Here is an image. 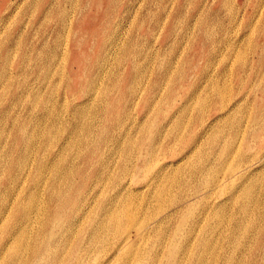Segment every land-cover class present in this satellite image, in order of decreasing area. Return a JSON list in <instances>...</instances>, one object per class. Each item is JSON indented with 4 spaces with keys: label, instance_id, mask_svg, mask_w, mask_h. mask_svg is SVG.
Masks as SVG:
<instances>
[{
    "label": "rangeland",
    "instance_id": "374dc122",
    "mask_svg": "<svg viewBox=\"0 0 264 264\" xmlns=\"http://www.w3.org/2000/svg\"><path fill=\"white\" fill-rule=\"evenodd\" d=\"M263 87L264 0H0L4 260L27 264L33 249L49 246L48 236L59 234L65 246L58 255L71 259L86 252L89 236H102V242L110 235L112 243L122 230L129 237L124 247L94 246L85 253L88 264H168L171 253L182 258L177 264H190L189 255L171 249L169 238L178 241L197 220L191 240L197 245L214 239L217 247L205 253L208 263L193 264H264V138L254 140L250 131L264 127ZM234 102L238 106L229 109ZM214 115L220 116L199 138L201 150L185 153L184 141L198 121L207 125ZM161 127L169 131L166 137L144 138ZM20 133L34 139L20 144ZM245 155L252 161L251 193L259 196L241 216L235 210L250 198L238 178ZM163 163L165 169L145 187ZM193 166L197 170L189 175ZM170 175L176 183L166 180ZM162 182L169 188L166 208L193 191L198 197L164 229L149 232L141 226L157 218L151 195ZM208 186L216 190L207 194ZM230 191L238 198L222 205L223 216L201 218L206 202L215 209ZM117 194L122 196L112 200ZM114 210L105 231H90L105 214L114 217ZM19 214L25 221H16ZM219 218V231L201 229ZM234 219L248 225L246 231L230 234Z\"/></svg>",
    "mask_w": 264,
    "mask_h": 264
},
{
    "label": "bare ground",
    "instance_id": "6f19581e",
    "mask_svg": "<svg viewBox=\"0 0 264 264\" xmlns=\"http://www.w3.org/2000/svg\"><path fill=\"white\" fill-rule=\"evenodd\" d=\"M10 3V2H9ZM8 4V3H7ZM6 4V5H7ZM3 17V16H2ZM1 17V18H2ZM219 90V89H218ZM214 91V92H219V91ZM262 90L264 91V87L263 88H261L260 89V92H262ZM221 92V91H220ZM219 92V93H220ZM223 93V92H222ZM222 93H220L221 95H222ZM219 94V95H220ZM224 94V93H223ZM218 95V94H217ZM223 97H224V95H222ZM223 97H221V98H223ZM191 98V97H190ZM225 99V98H224ZM243 100V99H242ZM189 101H188V99L187 100H185L184 101V104L182 103V105H181V107H178V109L175 111V112H177V111H179L182 107H184L187 103H188ZM239 102V101H238ZM238 102H234V104L232 105V106H230V107H228L229 109H231L232 107H233V109H234V106H238ZM264 100L262 101V105L264 106ZM223 105H221L220 104V107H222ZM226 107V106H225ZM239 107H240V105H239ZM200 108H202V107H200ZM250 108V107H249ZM220 109V108H219ZM218 109V110H219ZM237 110H238V108H237ZM233 111V110H232ZM202 112V111H201ZM200 112V113H201ZM237 112V111H236ZM182 113V112H181ZM228 113H231V111H229ZM234 113V112H233ZM184 114V113H183ZM215 115H217V114H215ZM213 116V117H211L210 118V120L208 121L209 123L207 124V125H205V123H203L201 120H199L198 121V124H199V127H194L193 128V134L192 135H190V136H188L187 138H186V140L184 141V144H183V148L186 150V152L185 153H187V152H193L194 153V151H195V155H196V151L198 150V149H200V145H201V139H199L201 136H202V134L203 133H205L206 132V130L208 129V127H209V125L211 124V123H213L212 121H214L215 119H217L219 116ZM234 115V114H233ZM174 117V115H172V118ZM172 118H168V119H166V121H165V123L167 122L168 124L169 123H171V121L173 120ZM180 118V117H179ZM178 119V118H177ZM214 119V120H213ZM175 120V119H174ZM247 120V119H246ZM241 122V121H240ZM164 123V124H165ZM245 123V122H244ZM244 123H243V126H245L244 125ZM247 123V122H246ZM238 124H239V122H238ZM183 125V124H182ZM185 125V124H184ZM213 125V124H212ZM234 125V124H233ZM240 125V124H239ZM242 125V124H241ZM184 128L186 127V126H183ZM218 128L220 127V126H217ZM216 128V127H215ZM218 128H216V129H218ZM257 128V129H256ZM256 128H252L250 131L252 132V134H251V138H253L254 140H259L260 138H264V127H262V126H258V127H256ZM183 128H181V130H182ZM214 129V128H213ZM225 129H227V128H225ZM181 130H180V133H181ZM233 130V129H232ZM166 131H168V130H164V128H160V131H159V129H158V131L157 132H155V131H153V130H151V132H150V134H146L145 136H144V138L146 139V140H149L150 142H155V135H156V133H157V135H161L162 134V136L164 135V133ZM210 131H212V129L210 130ZM214 131H215V129H214ZM216 131H218V130H216ZM216 131H215V134H216ZM169 132V131H168ZM213 132V131H212ZM211 132V133H212ZM227 132V131H226ZM211 133H209L208 132V134H206V135H209L208 136V138L210 139V134ZM243 133H244V131H243ZM242 133V134H243ZM213 134H214V132H213ZM214 134V135H215ZM241 134V135H242ZM212 135V134H211ZM211 136L212 138H214L215 136ZM33 137H34V135H32ZM28 137V135L27 134H23V133H20V134H18V143H20V144H28V143H30L34 138L33 137ZM167 136V134L166 135H164V137H166ZM179 136V135H178ZM233 136H234V134H233ZM236 136V135H235ZM234 136V137H235ZM159 137V136H158ZM163 137H161V139H162ZM176 138V137H175ZM178 138V137H177ZM205 138V137H204ZM224 138V137H223ZM160 139V140H161ZM207 139V138H206ZM237 139V138H236ZM235 139V140H236ZM177 140V139H176ZM221 140H224V139H222L221 138ZM231 140V139H230ZM207 141V140H206ZM209 141V140H208ZM210 141H213V139H210ZM201 142V143H200ZM204 142V141H203ZM222 142V141H221ZM237 142V141H236ZM240 142V141H239ZM177 143V142H176ZM208 143V142H207ZM211 143V142H210ZM218 143H219V141H218ZM217 143V144H218ZM231 143H233L232 142V140H231ZM156 144V143H155ZM172 144H173V142H172ZM209 144V143H208ZM221 144V143H220ZM171 145V144H170ZM155 146V145H154ZM234 146V145H233ZM240 146V145H239ZM152 147V146H151ZM170 147V146H169ZM172 147V146H171ZM210 147V146H209ZM208 147V148H209ZM219 147H221V146H219ZM230 147V148H229ZM228 148H229V150H231L232 151V147L231 146H229ZM27 148H29V147H27ZM236 148V147H235ZM239 148V147H238ZM237 148V149H238ZM155 149V148H154ZM170 149V148H169ZM203 149V148H202ZM220 149V148H219ZM218 149V150H219ZM201 150V149H200ZM152 151V150H151ZM151 151L149 152L150 154H151ZM169 151V150H168ZM230 151V152H231ZM237 151V150H236ZM235 151V152H236ZM199 152V151H198ZM203 152V151H202ZM239 152V151H238ZM153 153V152H152ZM155 153V152H154ZM204 153V152H203ZM264 153V152H263ZM239 154H240V152H239ZM192 155V154H191ZM190 155V156H191ZM216 155H217V153H216ZM232 156H233V154H231ZM235 155V154H234ZM238 155V154H237ZM241 155V154H240ZM151 156H153V154H151ZM184 156V154L181 156V158ZM198 156V155H197ZM228 156H229V154H228ZM231 156V157H232ZM236 156V155H235ZM244 156V155H243ZM149 157V156H148ZM189 157V156H188ZM201 157V156H200ZM217 157V156H216ZM238 157V156H237ZM241 157V156H240ZM260 157V156H259ZM264 157V156H263ZM180 158V157H179ZM194 158V157H193ZM197 158V157H196ZM196 158H195V160H196ZM226 158H227V156H226ZM244 158H246V162H245V164L242 166V168H241V170H240V173L238 172V178H239V180L241 181V188L243 189L244 187H246V188H248L250 185H251V180H252V178H250L251 176L249 175V173H247V171L249 170V167L251 166V163H252V161H251V158L249 159V158H247V156L245 155V157ZM254 157L252 156V159H253ZM192 158H190L189 160H191ZM204 159V158H203ZM214 159H216L215 158V156H214ZM243 159V158H242ZM186 160H188V159H186ZM186 160H185V162H186ZM255 160V159H254ZM261 161V160H260ZM260 161H258V162H260ZM179 162V161H178ZM192 162V161H191ZM207 162V161H206ZM189 163V162H188ZM211 163H213L212 161H211ZM215 163V162H214ZM224 163V162H223ZM184 164V163H183ZM182 164V165H183ZM190 164V163H189ZM196 164V163H195ZM238 164H239V162H238ZM262 164H263V162H262ZM175 165V164H174ZM192 165V164H191ZM197 165H198V163H197ZM203 165V164H202ZM208 165H209V163H208ZM240 165H242L241 163H240ZM259 165H260V163H259ZM166 166V163H163V165H161V167L160 168H158V170H157V173L149 180V182H150V184L149 185H145V187H151V184H153L154 182H155V178L156 177H159L158 175H159V173L160 172H162V170H163V168ZM177 166V165H176ZM181 166V165H180ZM213 166V165H212ZM211 166V167H212ZM168 167V166H167ZM179 167V166H178ZM182 167V166H181ZM180 167V168H181ZM196 167V166H195ZM209 167V166H208ZM210 167V168H211ZM172 168V167H171ZM165 169V168H164ZM173 169V168H172ZM178 169V168H177ZM184 169V168H183ZM188 169V168H187ZM196 168H194V166L192 167V168H190L189 167V175L190 174H193V173H195V171L197 170H195ZM217 169H219V168H217ZM216 170V169H215ZM220 170V169H219ZM170 171V170H169ZM188 171V170H187ZM209 171V170H208ZM179 172H180V170H179ZM184 172V171H183ZM200 172H201V170H200ZM204 172V171H203ZM232 172L233 171H231V173H230V176L229 177H231V174H232ZM168 173V172H167ZM173 173V172H172ZM171 173V174H172ZM177 173H178V170H177ZM207 172H205V174H206ZM234 173V172H233ZM170 174V173H169ZM175 174V173H174ZM222 174V173H221ZM185 175H187V174H185ZM219 175V174H218ZM223 175H225V174H223ZM179 176H180V174H179ZM161 177H163L162 175H161ZM165 177H167V176H165ZM181 177V176H180ZM184 177V176H183ZM182 177V178H183ZM218 177V176H217ZM219 177H221V175L219 176ZM223 177V176H222ZM222 177H221V179H222ZM235 177H237V175H235L234 176V178H233V180L234 179H236ZM169 178L171 179V182L173 181V182H175L176 183V180L174 179V177L172 178V175H170L169 177H168V179L166 178V180H168L169 181ZM178 178V177H177ZM203 178V177H202ZM207 178V177H206ZM210 178V177H209ZM179 179V178H178ZM194 179V178H193ZM217 179V178H216ZM159 180V179H158ZM165 180V179H164ZM191 180V179H190ZM196 180V179H195ZM213 180L214 179H212L211 178V181L213 182ZM229 180V179H228ZM230 180H231V178H230ZM167 181V182H168ZM182 181V180H181ZM211 181H210V183H211ZM221 181H223V180H221ZM220 181V182H221ZM227 181V180H226ZM167 182H165V183H161V185H159L160 187H158L159 189L157 190V188H155L156 190L155 191H153V194L151 195L153 198L152 199H154V201H155V210L153 211V216H155V217H157V218H154V219H152L151 220V222L150 223H148V224H146V225H142L141 227L143 228V229H145V230H147V231H149V232H152V231H155V230H157L158 232L159 231H161L162 229H164V227H165V225L166 224H168V223H170V220L172 219V218H175L176 216H177V214H179L181 211H182V207L184 206V205H186V204H190L192 201L191 200H193V199H196L197 197H198V194L196 193V191H193V192H191V197H187L188 199H184L183 200V198H182V201H179V202H175V201H171L170 203H169V205H171V207H168V208H166L165 207V205L166 204H168V203H166L165 204V200H166V191H167V189L169 190V188H168V185H167ZM170 182V183H171ZM172 182V183H173ZM220 182H218V183H220ZM226 183H228L229 184V182H225V186H226ZM233 183V182H232ZM231 183V184H232ZM159 184H160V182H159ZM178 184V183H177ZM216 184V183H215ZM155 185V184H154ZM153 185V186H154ZM173 185V184H172ZM209 185H212V184H209ZM217 185H219V184H217ZM191 186V185H190ZM228 186V185H227ZM174 187H175V185H174ZM189 187V186H188ZM216 187V186H215ZM123 188V190H125V187H122ZM176 188H179V187H176ZM203 188V187H202ZM204 188H205V186H204ZM226 188V187H225ZM121 189V188H120ZM146 189H148V188H146ZM210 189H211V187L210 186H208V188H206V192L205 193H207V192H209L210 191ZM250 189H252L251 187H249V194H250V198H249V196L245 199V200H243L241 203H240V205L238 206V208L235 210V213L237 214V215H241V216H244V214L246 213V212H248L247 210H248V206H250L249 205V203H250V201H252V199L254 200V201H256L257 200V198H258V196H259V194H255V195H253L252 193H251V190ZM189 190V189H188ZM214 191L216 190V188H214L213 189ZM212 190V191H213ZM170 191H172V190H170ZM183 191V190H182ZM202 191V190H201ZM212 191H210V192H212ZM184 192V191H183ZM186 193V192H185ZM213 193V192H212ZM211 193V194H212ZM234 192H229L228 193V195H224V198L222 199V200H220V202L219 203H216L217 204V206L216 205H214V207L216 206L217 208H211V206L208 204V202H210V201H208V202H206L203 206H205V208L204 209H202V213H201V218H203L204 216H206L207 214H210V213H212V214H215V215H217V216H223V213H222V210H223V207H222V205H224L225 203H228V202H232V201H234V202H236V200H237V198H238V196H236V197H234V194H233ZM171 194V193H170ZM169 194V195H170ZM182 194V193H181ZM188 194V193H187ZM190 194V193H189ZM208 194V193H207ZM224 194V193H223ZM172 195V194H171ZM171 195H170V197H171ZM176 195V194H175ZM213 195V194H212ZM120 196H122V194H117L115 197H113L112 198V200H114V199H116L117 197H120ZM150 196V195H149ZM150 196V197H151ZM173 196V195H172ZM187 196V195H186ZM202 196H204V195H202ZM210 196V195H209ZM26 197H28L29 199H31L32 197L30 196V193H28L27 194V196ZM135 197V196H134ZM25 198V197H24ZM27 198V199H28ZM178 198V197H177ZM209 198V197H208ZM149 199V198H148ZM168 199V198H167ZM211 199V198H210ZM169 200V199H168ZM171 200H176V199H171ZM207 200V199H206ZM148 201V200H147ZM150 201H151V199H150ZM198 201V200H197ZM254 201H252V202H254ZM172 203V204H171ZM193 203V202H192ZM21 203H19V205H20ZM107 204H108V202H107ZM110 204H111V202H110ZM165 204V205H164ZM154 205V204H153ZM168 205V206H169ZM208 205H209V208H208ZM152 207V206H151ZM153 208V207H152ZM209 210V211H208ZM185 211V210H184ZM224 211V210H223ZM117 212V210L115 211H113V214L115 215L114 217H112V218H108L109 220H107L106 219V216H107V214H105V216H104V220L100 217L99 218V220L97 221V223H96V221L92 224V225H90L89 226V228H90V231H95V235L96 234H98L100 231H105V227H108V225L109 224H112V220H114L115 219V217H116V213ZM121 212H122V209H121ZM200 212V211H199ZM108 213V212H107ZM191 213V212H190ZM197 213V212H196ZM225 213V212H224ZM120 214V213H119ZM199 213H197V215H198ZM180 215V214H179ZM248 215V214H247ZM246 215V216H247ZM0 216H2V214H1V212H0ZM23 215H21V214H19V215H16V221H18V219L19 218H21L20 219V221L22 220V221H25V219H26V216H23ZM175 216V217H174ZM200 216V215H199ZM193 217H194V215H193ZM211 217V216H210ZM209 217V218H210ZM214 217V216H213ZM261 217V216H260ZM153 218V217H152ZM180 218V217H179ZM198 218V217H197ZM215 218V217H214ZM223 218V217H222ZM254 218V217H253ZM188 219V218H187ZM208 219V218H207ZM217 219V218H216ZM107 220V221H106ZM254 220V219H253ZM172 221H173V219H172ZM201 221V220H200ZM210 221V220H209ZM212 221V220H211ZM251 222H253V221H251ZM183 223H184V221H183ZM221 223H222V221H221V218H219V221H216L215 223H213V224H210V222L209 223H203L204 224V226H203V224L201 225V229H203L204 230V232L206 231V230H210V232L211 233H213L214 231H216L217 229H218V231L220 230V228H221V226L223 225H221ZM247 223H249V222H247ZM55 224H57V223H55ZM252 224V223H251ZM58 225V224H57ZM182 226V225H181ZM246 226H248V225H243V223L241 222V221H237L236 219H234V221H232V223H231V225H230V223L228 224V229H229V232H230V234H232L233 235V231L234 230H239V229H245V228H247ZM52 227H55L54 225L52 226ZM178 227H179V225H178ZM198 227H200V225H199V223H198V221L196 220V221H194V224H192L191 225V227L188 229V233L186 234V235H184L183 237H181L180 236V239L178 240V241H174L172 238L170 239L169 238V243L171 244V249L172 250H177V249H181L185 254H187V255H189V257H190V264L192 263L193 264V262H209V256H207L205 253L207 252V251H209V250H212V249H214V248H216L217 247V243L215 242L216 240H212V241H209V243L208 242H205L203 239H201L200 240V242L196 245L192 240H191V238L189 237L190 235H192V233H193V230H196ZM251 227V226H250ZM255 227V226H254ZM256 228V227H255ZM259 229V228H258ZM257 229V230H258ZM208 230V231H209ZM237 230V231H238ZM254 230V229H253ZM252 230V231H253ZM122 231V230H121ZM120 231V234L119 235H117V236H115V241H112V243L110 242V239H109V237H110V235H106L104 238H103V240H102V242L100 241V239H101V237L102 236H99L98 238H97V240H94V236L92 237V235L91 236H89V238L85 241V248L87 249V250H89L90 248H92V247H94V246H97V247H100L103 251H105V250H107V248H108V245L110 244V246L112 245V248L114 249V250H118L119 248L121 249V248H123L124 247V245H125V240H127V239H129V237L128 238H123V236L121 235V233L123 234V232H121ZM187 231V230H186ZM244 231H246V229L244 230ZM251 231V230H250ZM256 232V231H255ZM254 233V232H253ZM49 234H51V233H49ZM92 234H94V232H92ZM217 234H218V232H217ZM228 235L227 236V240L229 241H231V235ZM248 234H251V233H248ZM255 237H256V235H255ZM7 238L9 239V238H11V239H13V236H11V235H8L7 236ZM47 242H49L50 243V245L48 246V245H44V246H39V247H37V248H35V249H33L32 251H31V262L29 261V263H27V264H32V262H34L33 264H62V262H63V264H88L89 262L87 261V256L85 255V253L87 252V250H86V252H84L83 254H76V255H73L72 257H69V258H71V259H65V260H62V259H64V257H61L60 258V256L61 255H58V253H59V250H62V252L64 251V246H65V242L64 241H61V239H60V234H59V237L58 238H56V239H53V240H50V238H49V236H48V238H47ZM5 243V242H4ZM197 246L199 247V248H197ZM262 246H264V244L262 245ZM104 247H105V249H104ZM190 249H194V250H190ZM8 250V245H7V243L5 244V245H3V243H2V246H1V250H0V263H2V264H12L11 262L12 261H14V259H11V258H9V259H7V260H4L5 259V255H6V251ZM83 250H84V248H83ZM189 250L191 251V252H189ZM130 253H131V251H130ZM182 259V258H181ZM181 259H179V258H175V256H173V254L171 253L170 254V256H169V263L168 264H177V263H180V261H181ZM4 260V261H3ZM10 261V262H9Z\"/></svg>",
    "mask_w": 264,
    "mask_h": 264
}]
</instances>
